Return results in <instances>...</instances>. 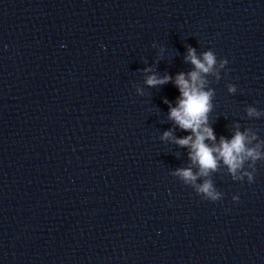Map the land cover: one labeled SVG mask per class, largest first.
Masks as SVG:
<instances>
[{"label": "clouds", "instance_id": "clouds-1", "mask_svg": "<svg viewBox=\"0 0 264 264\" xmlns=\"http://www.w3.org/2000/svg\"><path fill=\"white\" fill-rule=\"evenodd\" d=\"M185 61L190 62L194 70L187 74L181 72L175 76L174 80L170 75L165 74L160 77L153 73L146 77L145 83L149 87H157L173 82L179 90L180 96L175 107H172L168 100H164V103L169 104L168 118L181 130L191 134L176 138L173 130L169 129L163 133L161 140L171 141L182 148L189 149V159L193 165L198 167V171L194 172L192 167H188L176 169L173 175L179 177L185 184L192 185L202 199L217 202L222 199L223 194L214 187L212 180L205 179L202 184L198 185L197 179L208 177L210 173L216 172L222 162L234 181L242 182L247 177V182L251 184L254 182L255 164L264 159V153L260 151L261 144L250 146L257 138L255 133L249 135L250 129L241 132L239 125H236L237 131L233 137L230 140L221 137L217 144L213 129L208 124L209 113L214 107L215 91L207 87L209 81L206 77L211 75L219 81L220 69L225 68L228 60H218L211 49L197 56L195 48L189 46ZM144 71L151 73L152 69L145 68ZM236 92L237 87L230 83L228 93L235 94ZM246 112L249 118L264 115V112L252 106H249ZM206 141L212 143L209 144ZM246 163L252 171L244 170ZM232 199L234 202L239 201L238 196H233Z\"/></svg>", "mask_w": 264, "mask_h": 264}]
</instances>
